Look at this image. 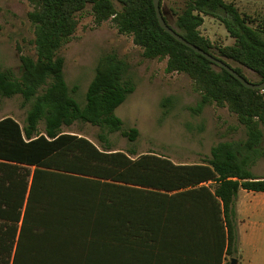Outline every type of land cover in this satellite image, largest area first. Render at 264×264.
Masks as SVG:
<instances>
[{
	"label": "trees",
	"instance_id": "16d2710c",
	"mask_svg": "<svg viewBox=\"0 0 264 264\" xmlns=\"http://www.w3.org/2000/svg\"><path fill=\"white\" fill-rule=\"evenodd\" d=\"M27 1L34 56H21L20 76L0 69V97L21 96L30 105L24 127L11 117L0 120V264H77V255L84 261L93 250L106 255L107 264H231L240 252L239 193H264V177L252 170L264 158V89H247L165 32L154 0ZM88 5L98 25L111 20L120 34L132 36L145 59L167 61L168 73L193 80L201 96L193 114L214 104L228 108L246 139L217 144L197 164L112 150L108 134L120 132L132 142L139 135L124 130L116 115L135 91L125 79L126 62L115 53L101 56L81 106L59 56ZM172 11L171 27L187 41L235 62L248 81L245 70L257 77L250 82L264 83V20L225 0H186ZM218 14L233 45L215 46L201 34L205 17ZM77 122L99 127L104 148L63 132ZM94 223L101 233L91 231Z\"/></svg>",
	"mask_w": 264,
	"mask_h": 264
},
{
	"label": "rangeland",
	"instance_id": "374dc122",
	"mask_svg": "<svg viewBox=\"0 0 264 264\" xmlns=\"http://www.w3.org/2000/svg\"><path fill=\"white\" fill-rule=\"evenodd\" d=\"M242 15H247L257 22L264 20V0H225ZM186 0H161L171 26L176 17L172 10L183 9ZM33 10L27 0H0V69H13L18 76L21 72V56H34V27L28 19ZM225 16L218 14L205 17L201 34L215 46L224 47L235 43L223 21ZM79 25L71 42L60 52L65 59L66 81L71 89L78 87L75 99L81 106L86 104L89 84L94 78L99 58L115 53L127 64L125 79L134 83L135 91L117 110L116 115L123 121V129H137L139 135L132 142L120 132L108 134L107 139L112 150L134 152L132 158L147 153L171 159L177 164H197L211 156L214 146L222 142L242 141L246 139V130L238 117L228 108L217 105L207 106L200 115H195L190 108L200 100L195 91L193 80L178 73L166 71L167 61L148 60L143 56V49L135 45L133 37L122 35L115 24L109 20L101 25L95 22L91 6L78 14ZM233 67H239L228 61ZM247 78L256 82L257 77L245 70ZM30 105L24 104L21 96L0 97V120L11 117L25 126ZM45 122L39 126L43 133ZM264 131V126H263ZM63 132L83 136L104 148L99 136L102 130L90 124L77 122L64 127ZM264 152V138L262 142ZM255 175L264 177V158L259 159L252 168ZM250 207L264 204V194L241 191L236 202ZM240 252L252 264H264V235L250 238L245 234L246 225L237 220ZM239 252L233 259L237 264L242 261Z\"/></svg>",
	"mask_w": 264,
	"mask_h": 264
},
{
	"label": "crops",
	"instance_id": "0c3cea01",
	"mask_svg": "<svg viewBox=\"0 0 264 264\" xmlns=\"http://www.w3.org/2000/svg\"><path fill=\"white\" fill-rule=\"evenodd\" d=\"M244 191V190H242ZM247 192V191H246ZM241 193V192H240ZM239 193V195H240ZM253 193V192H248ZM264 194V193H262ZM239 198V196H238ZM247 206V202L244 201L243 205L238 204L237 215L241 223L246 225L245 234L249 235L250 238H260L264 235V204L257 205L249 208V212L246 214L243 211V207ZM91 231L101 233L102 226L98 223H94L90 226ZM242 255V261L239 264H252L251 260L244 258V253L240 252ZM80 258L81 262L77 264H107V257L101 252L91 251L90 254H87L82 261V257L77 255V259ZM86 260V262H85Z\"/></svg>",
	"mask_w": 264,
	"mask_h": 264
},
{
	"label": "water",
	"instance_id": "95a60500",
	"mask_svg": "<svg viewBox=\"0 0 264 264\" xmlns=\"http://www.w3.org/2000/svg\"><path fill=\"white\" fill-rule=\"evenodd\" d=\"M154 6H155L156 15H157V18H158V21H159L161 28L165 32L170 34L175 40L182 43L186 47L192 49L197 54L205 57L207 60H209L211 63L215 64L219 68L224 69L227 72H229L234 78H236L239 82H241V84L244 87H246L247 89H251V90L264 89V83L259 85V84L252 83V82L248 81L247 79L242 77L237 71H235V69L231 65H229L228 63L210 55L209 53L205 52L204 50H202L198 46L190 43L183 36H181L179 33H177L171 27V25L167 23V21L165 19L164 11L161 8V0H154ZM231 264H237V260L232 259Z\"/></svg>",
	"mask_w": 264,
	"mask_h": 264
}]
</instances>
